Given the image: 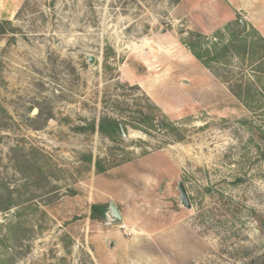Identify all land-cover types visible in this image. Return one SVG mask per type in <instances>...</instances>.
I'll list each match as a JSON object with an SVG mask.
<instances>
[{
  "label": "rangeland",
  "instance_id": "1",
  "mask_svg": "<svg viewBox=\"0 0 264 264\" xmlns=\"http://www.w3.org/2000/svg\"><path fill=\"white\" fill-rule=\"evenodd\" d=\"M242 1L0 0V264H264V42ZM240 19L236 47L195 58ZM141 111L173 125L77 129ZM111 200L123 222L92 220Z\"/></svg>",
  "mask_w": 264,
  "mask_h": 264
},
{
  "label": "trees",
  "instance_id": "2",
  "mask_svg": "<svg viewBox=\"0 0 264 264\" xmlns=\"http://www.w3.org/2000/svg\"><path fill=\"white\" fill-rule=\"evenodd\" d=\"M14 29L15 28L12 26V21L10 19H0V41L9 34L10 30L12 31ZM231 33L232 36L229 42L224 43L222 45H220L219 43H214L213 46H211V48H207L204 47L202 41L195 39L193 40L191 39L187 41V45L191 50L192 54L195 56V58H197L205 67L211 68V62L218 61L220 57V53L231 51L233 47H236L235 41L245 36L240 34L242 32H237L235 30L232 31ZM260 39L264 42L263 36H260ZM245 47H247V45H245ZM2 66H3V62L0 57V76L2 74ZM120 87L124 88V85L121 84ZM136 88L141 89L139 85H136ZM231 89L233 90V92H235V94L242 97L241 92H237L233 88ZM249 93L250 90L248 91V94ZM247 101L245 102L248 105ZM38 108H39V113L37 114L36 117L37 119H41L42 110L40 107ZM141 112L144 115V118L138 121L137 123H131L129 121L119 120L115 117L105 115L101 117L98 123L96 121H92L88 125L78 126L77 129L80 131H85L88 129L91 130L92 132L99 131L101 134L110 138L111 140H117L121 136V125H123L126 130L128 129V126H131L133 128L144 130L146 132L150 129H155V128L169 129L173 125L169 117L162 111H161V115L159 116L154 114L144 113L143 111ZM51 116L52 115H50V117ZM45 120L47 121V119ZM100 162L101 161L97 162V167L99 170H101ZM9 208H11V205H8V207H6L5 209H9ZM107 208H108V204L105 203L92 204L90 217L92 218V220L105 221L106 219L105 213L107 211ZM257 216L260 223L264 224V221L262 222L260 215Z\"/></svg>",
  "mask_w": 264,
  "mask_h": 264
},
{
  "label": "water",
  "instance_id": "3",
  "mask_svg": "<svg viewBox=\"0 0 264 264\" xmlns=\"http://www.w3.org/2000/svg\"><path fill=\"white\" fill-rule=\"evenodd\" d=\"M240 23L242 24L241 32L242 33L246 32L247 31L246 20L240 19ZM87 58H88V62L90 64L94 63V61H95L94 55L89 54L87 56ZM121 133L123 134V136L126 137L127 131L123 125H121ZM178 190H179V198H180L181 206H183L187 209H191V206H192L191 201H190L189 195H188L187 190H186L184 184L182 183V181L178 182ZM105 215H106L105 220H107V223L118 224V223L123 222V215L121 214L117 204L113 200H111L108 203V208H107Z\"/></svg>",
  "mask_w": 264,
  "mask_h": 264
},
{
  "label": "crops",
  "instance_id": "4",
  "mask_svg": "<svg viewBox=\"0 0 264 264\" xmlns=\"http://www.w3.org/2000/svg\"><path fill=\"white\" fill-rule=\"evenodd\" d=\"M232 2V0H229ZM236 10L240 13V11H244L251 16V26L257 29L261 35L264 37V0H259L257 3L249 2H238L236 4Z\"/></svg>",
  "mask_w": 264,
  "mask_h": 264
}]
</instances>
